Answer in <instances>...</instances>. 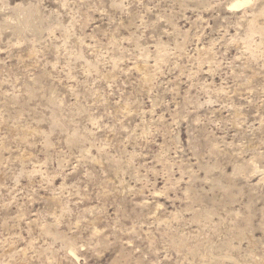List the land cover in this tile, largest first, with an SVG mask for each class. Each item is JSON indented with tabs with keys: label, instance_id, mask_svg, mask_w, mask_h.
Wrapping results in <instances>:
<instances>
[{
	"label": "rangeland",
	"instance_id": "374dc122",
	"mask_svg": "<svg viewBox=\"0 0 264 264\" xmlns=\"http://www.w3.org/2000/svg\"><path fill=\"white\" fill-rule=\"evenodd\" d=\"M232 1L0 0V264H264V0Z\"/></svg>",
	"mask_w": 264,
	"mask_h": 264
},
{
	"label": "bare ground",
	"instance_id": "6f19581e",
	"mask_svg": "<svg viewBox=\"0 0 264 264\" xmlns=\"http://www.w3.org/2000/svg\"><path fill=\"white\" fill-rule=\"evenodd\" d=\"M230 7H231L230 9H232V10H238V9L240 10L242 8H250V9L252 8L254 10V7H256V3L254 2V0H233L231 2V4H230ZM35 13H36V10H34V9H16V16H15L14 19L17 22L16 28L19 30V32L25 33L27 30H29L30 28L33 27ZM260 18H262L263 21H264V3L259 8H257L256 10H254L252 20H250L248 22V24H247V32H246V34H247V45L249 46V48L251 46V40H252L251 38L253 36L255 37L256 35H259L260 37H262V40H264V25L261 26L260 21H259ZM7 23H9V22H7ZM85 64H87V63H85ZM91 66H92V63H91ZM52 124H53V126H57L58 125L55 120L52 121ZM77 141H78V138L77 137H73L71 139V142L72 143H76ZM70 251H71L72 255H74V256L77 257V254H76V252H75V250L73 249L72 246H70Z\"/></svg>",
	"mask_w": 264,
	"mask_h": 264
}]
</instances>
